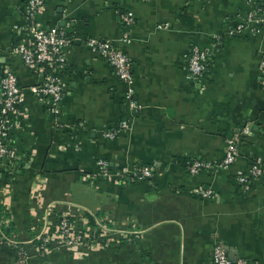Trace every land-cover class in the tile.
Here are the masks:
<instances>
[{"label": "crops", "instance_id": "0c3cea01", "mask_svg": "<svg viewBox=\"0 0 264 264\" xmlns=\"http://www.w3.org/2000/svg\"><path fill=\"white\" fill-rule=\"evenodd\" d=\"M247 8V0H48L40 22L74 36L54 118L29 90L40 77L11 53L26 42L25 0H0V66L8 64L24 89L28 115L15 145L30 159L12 179L0 166V264H16L14 243L27 264H212L216 244L232 260L264 264V184L244 191L235 179L251 161L264 163V37L225 34ZM122 14L132 19L127 26ZM219 34L198 89L186 77L185 58L190 45L206 47ZM86 38L127 54L136 113L128 111L124 83ZM123 118L128 129L103 136ZM244 126L248 134L240 132ZM233 134V165L187 171L184 159L221 160L224 138ZM98 158L114 169L142 163L156 172L133 183L93 179ZM195 186L212 188L215 197L192 194ZM61 215L82 230L106 225L140 233L82 250L54 244L39 255L34 238L53 230Z\"/></svg>", "mask_w": 264, "mask_h": 264}, {"label": "built area", "instance_id": "2783aa9c", "mask_svg": "<svg viewBox=\"0 0 264 264\" xmlns=\"http://www.w3.org/2000/svg\"><path fill=\"white\" fill-rule=\"evenodd\" d=\"M47 1L25 0L26 42L14 45L11 53L18 55L24 64L40 77V80L29 90L55 118L60 114V103L64 95V72L67 68L65 50L72 44L74 36L63 28L45 26L40 22L39 15L44 11ZM247 2L248 8L245 15L226 31V35H242L243 32L248 31L251 34L263 33L264 37V0H247ZM122 22L127 26L132 19L128 14H122ZM158 27H167V25H158ZM223 36L213 35L211 44L206 47L190 45L185 58L186 77L198 89H202L205 85L213 49L219 46ZM122 41H129V39L124 35ZM85 43L94 54L112 67L118 79L124 83V101L129 113L131 115L136 113L140 106L134 98L132 63L127 54L108 40L86 38ZM260 67L264 69V61H261ZM27 115L24 108V89L20 86L17 75L8 64H1L0 166L10 179L15 178L17 172L23 170L30 162V159L15 145L16 134L24 125ZM57 125L62 126L59 123ZM129 127L130 119L123 118L113 128L104 131L103 136L112 139ZM240 132L248 134L249 129L244 126ZM224 145V156L221 160L189 158L186 162L187 171L196 175L204 171L226 169L233 165L238 155L239 141L234 134L227 135L224 138ZM95 163L96 173L93 179L112 178L119 182L133 183L150 180L156 172V167L149 164H124L114 169L111 163L103 158H98ZM235 179L244 191H249L254 183L264 184V163L257 160L251 161L244 171L237 173ZM191 193L201 198L215 197V191L209 187L195 186L191 189ZM139 233L140 231L135 230L129 233L116 228L111 229L106 225L82 230L74 225L69 216L61 215L54 224L53 230L47 227L34 238V249L39 255L47 253L54 244L82 250L98 244L107 246L118 243L120 238L129 242L132 240V235L136 236ZM113 235L116 237H112ZM3 241L4 234L0 230V246ZM13 248L16 251V264H27L24 248L16 243L13 244ZM211 262L212 264H257L245 258L232 260L220 244L214 246Z\"/></svg>", "mask_w": 264, "mask_h": 264}, {"label": "trees", "instance_id": "16d2710c", "mask_svg": "<svg viewBox=\"0 0 264 264\" xmlns=\"http://www.w3.org/2000/svg\"><path fill=\"white\" fill-rule=\"evenodd\" d=\"M187 160H189V159H184V164H185V166H186V162H187Z\"/></svg>", "mask_w": 264, "mask_h": 264}]
</instances>
